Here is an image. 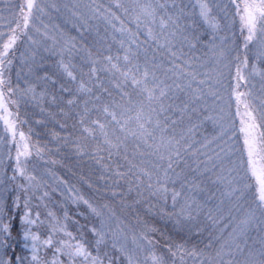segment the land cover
Wrapping results in <instances>:
<instances>
[{
  "label": "snow or ice",
  "instance_id": "6c2138e0",
  "mask_svg": "<svg viewBox=\"0 0 264 264\" xmlns=\"http://www.w3.org/2000/svg\"><path fill=\"white\" fill-rule=\"evenodd\" d=\"M0 264H264V0H0Z\"/></svg>",
  "mask_w": 264,
  "mask_h": 264
},
{
  "label": "trees",
  "instance_id": "16d2710c",
  "mask_svg": "<svg viewBox=\"0 0 264 264\" xmlns=\"http://www.w3.org/2000/svg\"><path fill=\"white\" fill-rule=\"evenodd\" d=\"M56 2H58V3H63V2H65V0H56ZM54 15H58V14H54ZM25 131H27V128H25L24 129ZM34 140H35V137L33 138ZM75 161H73V163H74Z\"/></svg>",
  "mask_w": 264,
  "mask_h": 264
}]
</instances>
